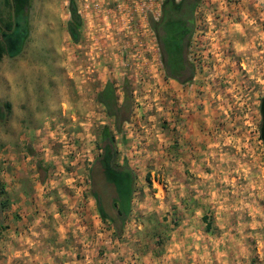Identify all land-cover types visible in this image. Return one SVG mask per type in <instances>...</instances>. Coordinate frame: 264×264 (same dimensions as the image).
<instances>
[{"label":"rangeland","instance_id":"374dc122","mask_svg":"<svg viewBox=\"0 0 264 264\" xmlns=\"http://www.w3.org/2000/svg\"><path fill=\"white\" fill-rule=\"evenodd\" d=\"M69 1L30 0L25 48L20 55L3 56L0 61V199L17 198L29 205L26 199L41 193L32 189L31 180L57 174L52 177L58 188L51 191L57 194L54 210L71 223L76 235L84 226L87 208L83 192L91 197L90 168L99 154L98 128L112 126L96 94L111 81L121 97L126 80L133 108L130 121L116 137L117 162L128 163L135 181L130 216L117 239L125 243L122 248L137 260L149 255V261L169 263L175 241L171 237L177 235L181 242L185 229L202 231L199 219L204 215L211 224L209 238L180 243L185 248L203 242L211 248L200 256L202 264H264V144L259 110L264 97V0H201L188 49L195 79L185 85L165 77L156 51H151L153 61L136 64L138 71L155 72L154 78H140L133 67L107 60L91 73L81 32L76 43L67 32ZM7 12L0 0V17ZM121 50L119 46L116 54ZM159 85L162 96L153 91ZM207 96L219 120L226 122L224 134L211 141L216 145L212 149L202 125ZM11 97L22 102L18 113L8 106ZM172 117L175 124L187 122L189 128L188 139L181 140L188 158L180 160L181 171L174 175L183 185L179 196L184 201L178 208L169 204L158 208L156 201L170 193L165 189L170 176L166 179L164 164L170 168L182 147L174 135L164 159L151 155L142 161L137 142L141 126L155 122L162 134L170 130L167 124ZM146 170L154 175H145ZM147 176L162 187H152ZM1 209L0 214L9 212L7 205ZM187 214L195 215L189 223L183 222ZM104 224L111 230L108 222ZM198 257L189 261L198 264Z\"/></svg>","mask_w":264,"mask_h":264},{"label":"crops","instance_id":"0c3cea01","mask_svg":"<svg viewBox=\"0 0 264 264\" xmlns=\"http://www.w3.org/2000/svg\"><path fill=\"white\" fill-rule=\"evenodd\" d=\"M102 68V70H105V67ZM159 89H162L160 85L159 88H155L153 91H157L162 96L163 92H160ZM19 103L22 102L17 98L11 97L8 100V106L10 105L11 111L15 113H18ZM25 103H28V101L25 100ZM204 103L206 107L203 111L202 125L205 128L208 148L212 149L216 145L211 144V141L215 139L214 136L221 137L224 134L223 130L226 122L219 120L217 109L212 106L213 100L211 101L209 96H207ZM162 107V104L159 105L158 110ZM168 121L169 124L167 125L171 131L162 134H158L155 122H148L146 125L141 126L143 131H141L142 135L138 136L137 142L139 145L138 158L142 161L151 155L164 159V154H168V151H165L167 146L175 141L174 135H176L177 142L182 147L178 150L180 157L176 162L170 164V168H167V163L164 164L166 179L170 176L165 189H170V193H166V196L156 201L155 205H158V208L168 204L171 208H178L184 201L179 196V192L183 191V185L177 178L175 179L174 175H178L181 171V168L177 166L180 160L188 158L182 143L188 139L189 128L187 122H182L180 125L175 124L173 117ZM234 129L233 134H236L238 128ZM173 132L175 133L173 134ZM182 139L184 140L181 141ZM150 145L152 147L147 148ZM163 167V164L160 163L159 169ZM149 174L153 176L154 172L146 170L145 175ZM36 175H40V171ZM56 175L53 174V176ZM52 177H45L43 180H31L32 189L40 190L41 193L36 197L31 194V199H26L30 202L29 205L28 203L24 205L22 200H16L17 198L15 200L11 198L10 201L0 199V211L5 205L9 209V212L2 211L0 214V264H141V261H144L143 264H157L149 261V255L137 260L135 255L122 248L125 243L115 239L112 230H109L108 226L99 218L91 201L92 197L87 195V191L83 192L84 201L87 204L85 213L82 215L84 226L75 235V228L71 227V223L60 218L54 210V207L58 205L57 201L54 200V197L57 199V194L55 191H51L58 190V188L54 181L55 178ZM148 179L152 187L156 185L162 187L151 177ZM9 191H14V188ZM172 192H174V195H172ZM187 212L191 213L190 210ZM184 217L185 221L183 222L189 223L195 215L187 214ZM199 221L202 231H194L192 227L185 229L181 242L184 241L189 244L188 240L190 239L204 240L209 238L212 229L208 218L203 215ZM178 237L177 235L175 238L171 237V240L175 241L171 244L168 256L170 262L159 264H193L189 260L194 255L199 256L198 264H202L203 260L200 256L209 253L211 248L204 246L203 242L183 248V244H180ZM159 258L163 259L164 257Z\"/></svg>","mask_w":264,"mask_h":264},{"label":"trees","instance_id":"16d2710c","mask_svg":"<svg viewBox=\"0 0 264 264\" xmlns=\"http://www.w3.org/2000/svg\"><path fill=\"white\" fill-rule=\"evenodd\" d=\"M8 9L5 18L0 17V61L3 56L20 55L29 38L28 10L30 0H3ZM201 0H163L157 20L149 18V25L157 40L160 61L165 77L185 85L193 81L195 67L188 58V49L195 29V10ZM70 20L67 32L70 39L79 42L82 21L75 0L68 4ZM120 95L108 81L96 94V102L112 126L98 128L96 147L99 151L90 168L91 190L100 219L110 224L115 239L123 235L124 224L130 216V204L134 192L135 175L126 161L117 162L116 137L132 116L131 86L123 81ZM148 180V176L146 177Z\"/></svg>","mask_w":264,"mask_h":264},{"label":"built area","instance_id":"2783aa9c","mask_svg":"<svg viewBox=\"0 0 264 264\" xmlns=\"http://www.w3.org/2000/svg\"><path fill=\"white\" fill-rule=\"evenodd\" d=\"M161 3L162 0H77L81 44L86 47L84 55L91 73L96 64L107 60L133 67L134 75L140 78H154L155 72L148 68L138 71L136 64L153 61L151 51L159 53L149 18H159ZM119 46L120 55L116 54Z\"/></svg>","mask_w":264,"mask_h":264},{"label":"water","instance_id":"95a60500","mask_svg":"<svg viewBox=\"0 0 264 264\" xmlns=\"http://www.w3.org/2000/svg\"><path fill=\"white\" fill-rule=\"evenodd\" d=\"M260 115H261V123H260V139L264 144V97L260 100Z\"/></svg>","mask_w":264,"mask_h":264}]
</instances>
